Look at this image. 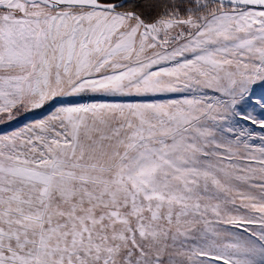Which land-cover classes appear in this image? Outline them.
I'll return each mask as SVG.
<instances>
[{
    "label": "snow or ice",
    "instance_id": "obj_1",
    "mask_svg": "<svg viewBox=\"0 0 264 264\" xmlns=\"http://www.w3.org/2000/svg\"><path fill=\"white\" fill-rule=\"evenodd\" d=\"M257 89L264 0H0V264H264Z\"/></svg>",
    "mask_w": 264,
    "mask_h": 264
},
{
    "label": "rangeland",
    "instance_id": "obj_2",
    "mask_svg": "<svg viewBox=\"0 0 264 264\" xmlns=\"http://www.w3.org/2000/svg\"><path fill=\"white\" fill-rule=\"evenodd\" d=\"M264 95V90L257 89V96ZM46 114V109H36L30 111H21L17 118L12 122V127L22 126L24 123L39 119ZM10 130V129H9Z\"/></svg>",
    "mask_w": 264,
    "mask_h": 264
}]
</instances>
